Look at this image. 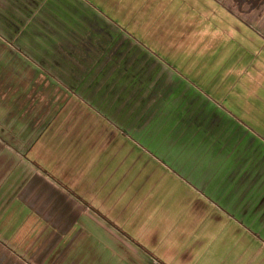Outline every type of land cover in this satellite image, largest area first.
<instances>
[{
    "label": "crops",
    "instance_id": "1",
    "mask_svg": "<svg viewBox=\"0 0 264 264\" xmlns=\"http://www.w3.org/2000/svg\"><path fill=\"white\" fill-rule=\"evenodd\" d=\"M261 3L246 12L255 27L235 21L250 55L264 51ZM39 61L7 78L35 95L0 93V264H264V140L212 108L217 137L195 144L194 126L161 125L151 108L161 99L145 95L148 110H138L155 82L144 73L115 66L104 81L72 56ZM147 129L148 168L135 153Z\"/></svg>",
    "mask_w": 264,
    "mask_h": 264
},
{
    "label": "rangeland",
    "instance_id": "2",
    "mask_svg": "<svg viewBox=\"0 0 264 264\" xmlns=\"http://www.w3.org/2000/svg\"><path fill=\"white\" fill-rule=\"evenodd\" d=\"M258 1L261 0H26L21 5L0 0V93L16 90L20 96L35 95L25 89V84L12 85L7 78L17 74L22 63H33L34 71L43 69L39 59L65 61L72 56L88 66V76L96 78L102 73L104 81L110 79L115 66L122 71L136 69V74L142 73L140 80L143 73L150 77L155 84L139 91L138 110H148L150 97L154 101L161 99L160 104L151 105L158 111L164 123L161 125L194 126L199 132L195 144L203 146L204 138L217 137L210 131L215 126V118H209L212 108L227 109L234 120L243 122L256 138L264 140V68L258 62L264 58V51L250 55L251 49L241 37L243 29L235 24L245 22L255 27L246 12L255 14ZM230 15L235 17L233 25L237 30L230 27ZM16 23H23L27 34L18 31L15 36ZM257 38L264 40V35ZM244 39L255 43L250 35ZM153 58L163 61L162 67L149 61ZM251 76L262 85H244ZM170 78L180 81L169 82ZM197 95L202 103L195 100ZM41 96V105H47V95ZM213 101L216 107L203 106ZM250 104L258 109L252 110ZM37 108L42 109L40 105ZM139 115V123L148 119ZM167 135L160 133L154 140L167 141ZM137 144L136 156L148 168V129L137 133ZM184 181L195 182L187 178Z\"/></svg>",
    "mask_w": 264,
    "mask_h": 264
}]
</instances>
